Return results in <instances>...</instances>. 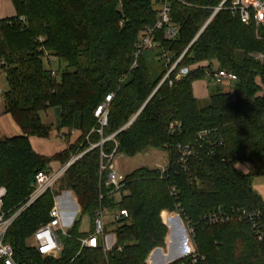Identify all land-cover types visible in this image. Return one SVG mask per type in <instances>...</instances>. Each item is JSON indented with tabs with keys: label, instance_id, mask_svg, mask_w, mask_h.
<instances>
[{
	"label": "trees",
	"instance_id": "trees-1",
	"mask_svg": "<svg viewBox=\"0 0 264 264\" xmlns=\"http://www.w3.org/2000/svg\"><path fill=\"white\" fill-rule=\"evenodd\" d=\"M224 1L171 0L177 38L170 41L165 31H156L158 50L143 51L133 68L141 33L159 20L156 0H11L15 15L0 19V71L7 78L6 112L23 135L0 137V187L9 192L5 212L12 216L27 202L36 175L49 170L54 159L61 162L66 156V165L86 152L60 181L58 195L45 194L15 220L6 242L16 261L148 264L152 251L167 245L164 221L172 242L177 216L164 213L163 220L162 213L168 211L190 223L204 264H264V242L239 219L245 210L258 212L264 229V199L253 183L264 174V26L243 24L229 10L233 0L209 22ZM164 55L171 57L169 64ZM47 56L66 65L59 69L60 81L52 75ZM182 71L187 74L177 78ZM220 71L236 78L234 93L213 83ZM204 80L209 89L217 88L202 105L195 86ZM111 94L109 123L102 135L94 115ZM54 107L61 111L57 130L68 132L67 148L49 158L35 151L31 139L52 138L54 131L41 113ZM76 114L82 118V135L72 144ZM114 134L112 141L91 150L103 136ZM180 146L192 151L185 164ZM156 149L167 153L165 170L142 167L125 178L119 192L105 186L108 174H101V166L110 163V156L135 157ZM244 163L255 172L242 170ZM66 191L75 193L81 215L92 218L90 233L101 209L129 212V220L111 223L117 244L107 256L103 249L81 252V239L88 234L79 232L80 222L59 260H44L29 247L33 234L50 221L54 199ZM216 213L232 219L217 225L202 220ZM171 256L163 264L172 262Z\"/></svg>",
	"mask_w": 264,
	"mask_h": 264
},
{
	"label": "built area",
	"instance_id": "built-area-1",
	"mask_svg": "<svg viewBox=\"0 0 264 264\" xmlns=\"http://www.w3.org/2000/svg\"><path fill=\"white\" fill-rule=\"evenodd\" d=\"M228 0H225L223 4L217 8L213 17L209 20V22L223 9L225 3ZM158 4L159 10V20L156 26L152 29H149L140 39L138 45V51L135 55L137 61L135 62L133 68L138 66V59L140 54L145 50H152L158 48L159 44L155 41V32L158 30L165 31V38L168 40H174L177 38L179 34V29L173 24L172 21V7H171V0H156ZM230 11L234 14V16H239L240 20L243 24L247 26H251L252 23L256 24L257 26H264V0H233L231 7L229 8ZM209 24V23H208ZM207 24V25H208ZM206 25V27H207ZM167 64L171 62V57L169 55H164ZM182 58L177 61L172 68L168 76L164 79V82L168 79L170 74L176 69L178 64L182 61ZM47 61L52 64L57 62V60L52 56H47ZM52 75L54 77H58V71L53 68L52 66ZM58 72V73H57ZM187 71H182L178 75L177 78H181L183 75H186ZM236 81V78L226 71L217 72L214 75L213 83L215 85H223L226 82L233 83ZM114 99V94H111L106 97L104 103L97 107L95 112V117L98 119L99 124L101 125V129L98 131L103 135V129L108 126L109 123V113L111 103ZM129 124L126 126V128ZM125 128V129H126ZM116 134L112 135L110 138H102L101 142L95 145L91 150L98 148V146L103 147L108 141H112ZM179 150L181 152V163L185 164L186 156L192 153L189 146H180ZM90 151V150H89ZM86 153V152H85ZM84 153V154H85ZM83 155L76 157L70 160V163L63 165L62 168L58 169L56 172H53L51 169L41 171L36 175V181L33 185V191L30 197L28 198L27 202L23 205H20V208L14 215L9 216L7 212L4 210L5 200L9 195V192L5 187H0V263L1 264H20L16 261V253L13 247L6 242L7 233L15 224V220L19 218L24 212L28 210L33 204L38 202L42 197L49 193L53 192L56 186L60 183L66 172L70 169V167ZM102 156L106 157L104 152L102 151ZM114 156V155H113ZM113 156H110L111 159L108 165L102 164L101 166V174L103 172H107L108 177L105 180V186L107 188H112L116 192H119L123 189V183L125 181V176H121L117 174ZM165 170V169H164ZM175 191V189L173 190ZM62 196H57L54 199V207L50 211L49 214V222L43 224L33 235V241L29 244V247L35 249L39 255L45 259H57V255L59 251L63 249V243L61 241L62 235H66L67 237H71V230L77 223V219H75V211L72 212L67 211L64 206L62 205ZM101 198H104L101 195ZM79 214H81L82 210H77ZM180 217L181 215L178 214ZM177 216V217H178ZM182 218V217H181ZM260 218V213L258 212H250V211H243L240 212V221L247 222L256 233L258 240L264 242V229L263 226L258 223V219ZM130 215L127 210H119L113 215V219L110 221V224L116 222H124L125 220H129ZM232 216L225 215L222 213H216L212 216H206L202 220L208 224H215L218 223H226L230 222ZM182 222L183 219H182ZM185 223V222H184ZM108 218L105 215L104 209L97 214V219L95 221L94 232L89 233L86 238L81 239V247L82 250L85 249H103L106 256L116 248L117 244V235H112L108 233ZM190 223L186 225L187 229H189L191 240L193 243V239L195 237L194 229L189 226ZM121 250V249H120ZM80 254V253H79ZM205 257H200L197 248L195 247L194 243L182 257H180L176 262L183 261L181 264H204Z\"/></svg>",
	"mask_w": 264,
	"mask_h": 264
},
{
	"label": "rangeland",
	"instance_id": "rangeland-1",
	"mask_svg": "<svg viewBox=\"0 0 264 264\" xmlns=\"http://www.w3.org/2000/svg\"><path fill=\"white\" fill-rule=\"evenodd\" d=\"M141 35L143 36L144 33H141ZM260 39V38H259ZM160 45V44H159ZM159 48V46H158ZM158 48L156 50H158ZM154 55H152L153 57ZM53 68L56 69L57 71L60 68L66 67V65L61 64L57 61L53 63ZM51 68V66H49ZM64 69V68H63ZM61 71V70H59ZM58 71V72H59ZM57 72V73H58ZM61 73H58V80H61ZM169 74V73H168ZM168 76V75H167ZM166 76V77H167ZM204 83L206 84V88L205 90L207 91V96L202 98L196 97L198 99H200L201 104L205 105L207 103H209L210 101V94L212 92L216 91L217 87H212V89H209L210 84L208 83L207 80H204ZM214 85V84H212ZM8 85H7V78L4 76V74L0 71V92L1 93H5V90L7 89ZM221 89L224 92H233L235 91V88L233 86V83L230 82H226V84L220 85ZM204 89V88H203ZM57 107H54V109H50L46 112L41 113V119L44 121V123H46L47 125H49L50 127H52L53 131L57 130L58 126H59V119L58 118V114H57ZM75 122H74V129L77 131L79 129L77 122L79 120L78 116H75ZM8 120H10L12 123H15L14 120H12V118L10 116H8ZM15 127L16 126L15 124ZM125 130V128H124ZM20 131V130H19ZM80 131L78 132V134L76 133V135L74 134L72 136V140L71 143H75L77 141V139L80 137ZM5 137V136H2ZM66 137V136H64ZM52 139V138H51ZM51 139H38V138H33L32 140V147L35 149V151L37 150L39 153L43 152L47 155H52L53 157L55 156V154H58L60 152L63 151V149L66 146V143L61 139V137H56L54 141H50ZM66 140V138H65ZM65 150V149H64ZM74 154V153H73ZM70 155H72L70 153ZM49 158H52L49 156ZM66 156L61 157L60 161H57L56 159H54V162H52V165L50 167V169L53 172H56L58 169H60V167L62 165H65V159ZM76 158V156H74L72 159ZM114 160V167L115 170L117 172V174L121 175V176H125L128 177V175L132 174L134 171L142 169V167H147L151 170L154 169H160V170H164L167 168V165L169 163V158L167 156V153L165 151H161V150H150L147 152L142 153L141 155L135 156V157H126L124 155H118L116 156V158L113 159ZM240 168L243 170H245L246 172H255V169H253V167L247 163H244L243 165L240 166ZM254 189L256 191V193L258 195H260L261 197H263L264 199V174H258V176L255 177L254 181ZM60 189L59 184L56 186L55 190L52 192V194L58 195L60 192H58L57 190ZM59 196H62L61 198H68L71 202L70 208L67 207V211L72 212V210L75 211V219H77V222H80V226H79V232L87 235L91 232L92 229V218H90L88 215L86 216H82L81 214H79V212L76 209H73L75 204H78L76 195L73 191H66V192H61V194ZM121 195H117V200L120 201L121 200ZM117 210H112L110 208L105 207L104 208V212L106 217L108 218V230H109V234L111 233L112 235H114V230L116 226H112L110 224V221L113 219V215L116 213ZM164 213H167L169 215H176L178 216V213H173L171 214L168 211H164L162 213V218L164 220ZM164 224L168 230V235L166 238V247L165 248H158L155 249L154 251H152V253L149 255L148 257V264H163L164 260H166V256L168 253H170L172 256L171 261H175L178 260L179 257L188 252L190 247L193 245L192 243V238L189 232V229H187L186 225L184 222H182V218L181 216L177 217L176 219H174V224H175V232L173 233L172 236V242L171 244L169 243L168 239L171 236L172 231L169 229L168 225L165 223ZM116 235V234H115ZM68 239L69 237H67L66 235H62L61 241L63 243V249L61 251H59L58 255H57V259L59 260L60 257H62L64 251H65V246L68 243ZM33 241V239H31L30 243ZM29 243V244H30ZM153 253H158V256H156V258L153 255ZM171 263V262H170ZM169 264V263H168Z\"/></svg>",
	"mask_w": 264,
	"mask_h": 264
},
{
	"label": "crops",
	"instance_id": "crops-1",
	"mask_svg": "<svg viewBox=\"0 0 264 264\" xmlns=\"http://www.w3.org/2000/svg\"><path fill=\"white\" fill-rule=\"evenodd\" d=\"M14 15H15V8H14V5H12L11 0H0V19H6L7 17H13ZM205 88H206V84L204 83V81L197 82V84L195 86V96L199 97V98H202V96L203 97L207 96L206 95L207 91L205 90ZM7 90H8V87L5 90V93ZM5 93L0 92V137L3 139L23 135L21 129L17 125L16 121L13 119L12 115L8 114L6 112V106H5V102H4ZM56 110H57V114L59 116L58 118H60V113H61L60 108L57 107ZM8 116H10L12 118V120H14L15 123H12L10 120H8ZM76 116H78V118H79V120L77 122L79 129L77 131L75 129H73V131H72L73 135L74 134L76 135V133L78 134L79 131L81 132V123H82L81 120H82V118L80 117V114H76ZM15 124L18 127H15ZM60 124H61V118L59 119V126H60ZM67 133H68L67 131L59 132L58 130H54L52 139L50 141H54L56 137H61V139L66 143L64 136H66ZM81 135H82V132L80 133V136ZM2 136H5V137H2ZM32 140L33 139H31V142H32ZM66 148L67 147L65 146L64 149H66ZM36 152L40 155H44L47 157H49V156L53 157L52 155H47L43 152L39 153L37 150H36ZM51 165H50V167H51ZM62 167H63V165L60 168H62ZM61 203L65 209L67 207L70 208L69 204H71V202L68 198H63ZM73 209L81 210V206L78 204H75Z\"/></svg>",
	"mask_w": 264,
	"mask_h": 264
},
{
	"label": "water",
	"instance_id": "water-1",
	"mask_svg": "<svg viewBox=\"0 0 264 264\" xmlns=\"http://www.w3.org/2000/svg\"><path fill=\"white\" fill-rule=\"evenodd\" d=\"M201 33H202V32H201ZM201 33H200V34H201ZM200 34H199V35H200ZM199 35H198V37H199ZM198 37H197V38H198ZM197 38H196V39H197ZM163 82H164V81H163ZM163 82L161 83V85L163 84ZM135 119H136V118H135ZM135 119H133V120L129 123V125H131V124L134 122ZM116 135H117V134H116ZM184 254H185V253H184ZM184 254H182L180 257H182ZM180 257H179V258H180ZM176 261H177V260H175V261H173V262H171V263H169V264H175Z\"/></svg>",
	"mask_w": 264,
	"mask_h": 264
}]
</instances>
